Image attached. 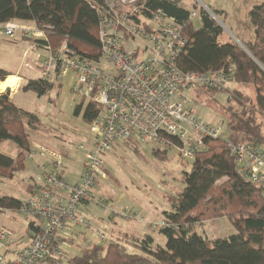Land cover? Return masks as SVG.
I'll return each instance as SVG.
<instances>
[{"label":"built area","instance_id":"1","mask_svg":"<svg viewBox=\"0 0 264 264\" xmlns=\"http://www.w3.org/2000/svg\"><path fill=\"white\" fill-rule=\"evenodd\" d=\"M97 15L100 44L98 62L76 57L66 40L56 46L48 43L46 30L34 22L0 23V34L44 41L45 54L39 61L42 78L55 82L73 74L72 101L77 97L91 100L98 112L89 124L91 138L85 143H69V150H84L83 171L77 183L62 175V155L38 142H30L28 158L40 155L47 159L34 177L33 192L20 208L0 207V216L16 219L24 214L33 227L26 239H14V233L0 226V264H69L60 238L69 224L89 222L78 217L77 208L94 202L96 178L105 167L101 154L118 142L153 143L158 150L175 149L181 159L192 161L195 151L203 148L204 137L224 138L218 127L201 121L193 111L190 91H223L232 81L234 68L211 73L183 72L176 65L187 44L181 26L163 11L144 14L143 0H84ZM197 15L194 9L190 18ZM36 46V45H35ZM88 146V147H87ZM242 175L264 189V151L260 145L229 142ZM112 210V206H110ZM129 218L128 215H126ZM28 224V223H27ZM100 241L106 235L96 231Z\"/></svg>","mask_w":264,"mask_h":264},{"label":"trees","instance_id":"2","mask_svg":"<svg viewBox=\"0 0 264 264\" xmlns=\"http://www.w3.org/2000/svg\"><path fill=\"white\" fill-rule=\"evenodd\" d=\"M142 2L144 14L161 10L180 24L187 40L184 52L176 59L180 70L211 73L232 66V81L250 85L254 96L238 88L224 89L229 91L224 107L228 131L224 138L204 137V146L195 151L190 169L182 172L183 188L164 196L171 205V210L163 211V224L159 228L165 236L164 246L155 245L150 235L142 238L123 235L91 244L76 255H67V261L69 264H264V189L242 175L228 149L229 142L261 145L264 141L255 117L264 114V0L248 13L255 37L243 44L247 52L234 41L221 42V26L201 6L193 4L201 21L196 28L190 18L192 10L182 7L180 0ZM13 20L43 27L52 46L66 40L80 60L99 61L97 15L84 0H0V23ZM43 42L34 44L41 47ZM9 74L0 67V81ZM53 85L54 82L42 77L27 81V88L38 96ZM2 91L0 143L13 141L17 153L12 157L0 152V182L25 168L31 139L29 129H37L40 120L35 112L17 106L8 91ZM246 105L248 109L240 112L239 108ZM97 112L91 100L77 98L73 102V114L80 115L86 125ZM125 143L136 147L135 141ZM160 151L152 149L156 158L165 160L167 151ZM23 201L0 195V207L6 209H18ZM219 217L231 221L235 231L229 236L208 239L192 231L195 223ZM32 227V222H28L27 230Z\"/></svg>","mask_w":264,"mask_h":264},{"label":"rangeland","instance_id":"3","mask_svg":"<svg viewBox=\"0 0 264 264\" xmlns=\"http://www.w3.org/2000/svg\"><path fill=\"white\" fill-rule=\"evenodd\" d=\"M262 1L180 0V5L193 10V4H196L208 10L222 28L219 40L234 41L247 52L243 44L253 41L255 37L248 13L254 5ZM192 21L196 28L200 27L201 21L198 15ZM44 54L45 51L41 47L35 46L33 40L22 37L19 31L15 32L13 37L0 34V67L21 76L16 91L14 89L12 100L17 106L35 112L40 119L37 129H29L30 137L36 140L34 142L59 153L67 151L75 156L77 164L74 169L78 172L81 170V160L85 151L69 150L68 145L85 143L89 136V128L80 115L73 114L71 85L74 75L71 73L63 75L54 82L47 93L40 96L27 88L29 79L42 77L39 61ZM227 87L229 90L238 88L254 96L250 85L231 81ZM198 90L201 93L196 91L188 93L192 99L194 114L201 121L227 133L224 107L227 105L229 91ZM7 91L11 95L12 91L10 89ZM37 106H43L42 110L37 109ZM248 107L249 105L242 106L239 111L245 112ZM255 117L264 135V114H255ZM135 146L132 148L123 142L116 144L109 152L101 154L105 174L102 178H96L93 195L95 198H101L104 206L101 207L94 202L78 206L76 214L83 220L90 221L92 230L89 232L83 224H80L78 233H71L68 230L63 234L64 240L61 246L68 256L76 255L81 249L88 247L89 241L98 242L97 230L105 233L107 240L121 236L116 230L119 227L129 228L130 221L136 226H143L147 230L146 235L153 238L155 245H165V236L159 232V228L163 224V211L171 210V205L164 196L176 194L183 188L181 175L183 171L190 169L191 161L181 159L175 149L167 150V158L160 160L152 153L153 143L135 141ZM260 147L264 151V141ZM0 152L13 157L17 153V146L11 140L3 141L0 143ZM35 156L42 160L44 158L40 155ZM32 174L29 160H26L24 170L17 172L11 179L0 182V195H10L25 200L29 194L28 178ZM115 198L117 199L113 202ZM110 206H114V211ZM115 212L117 214H114ZM15 217L14 220L0 216V226L11 229L14 239H26L28 236L26 227L30 219L21 213H15ZM192 231L208 239H214L227 237L235 230L227 217H219L195 223ZM127 247L129 251L132 250V247Z\"/></svg>","mask_w":264,"mask_h":264},{"label":"crops","instance_id":"4","mask_svg":"<svg viewBox=\"0 0 264 264\" xmlns=\"http://www.w3.org/2000/svg\"><path fill=\"white\" fill-rule=\"evenodd\" d=\"M17 22L21 23L22 21H17ZM8 73H10L9 76L4 80V82H8V84L2 90H5L6 88H9L12 91L10 96L13 97V95H14V93H15V91H16V89H17V87H18V85H19V83L21 81V76L18 73H16V72H8ZM0 82H3V81H0ZM14 89H15V91H14ZM196 92L197 93H201V92H199V90L196 91ZM42 108H43V106H37V109H39V110H42ZM87 126L89 128V125H87ZM90 138H91V134L89 132V136H87L86 140H88ZM34 141H36V140H33L32 138L30 139V142H34ZM122 143L123 142H118L117 144H122ZM76 151H80V150H76ZM60 153H61V155L63 157L62 175L68 181H70L72 183L79 182L80 176H81L82 171H83L84 155H83L82 160H81V170L76 172L75 169H74V166L77 164V159L75 158V156H73L72 154H69V152H67V151L60 152ZM167 154H168V152H166V156H167ZM26 160H29V167L31 168V170H33V174L28 178L29 182H27L28 183V187H29V194H28V196H29L33 192L35 175H37L41 171L42 165L46 164L48 161H47L46 158H43V160H42V159L38 158L37 156H35L33 158L26 157ZM26 160H25V168H26ZM116 199L117 198H115L113 200V202H115ZM86 204L87 203H85L83 206H85ZM112 211H114V206H112ZM114 214H117V213L115 212ZM88 222H89V225H90V228H91L90 221H88ZM130 224L131 225L129 226V228L119 227L116 230V232L118 234H120L121 236L126 235V236H128L130 238H142L143 236L146 235L147 230L143 226L142 227H140L141 225H137L136 226V224L134 222H132V221H130ZM80 227H81L80 225H76V224L73 225V223H70L69 224V228L65 232L70 230L71 233H78L79 232L78 230H79ZM26 229H27V227H26ZM88 231L91 232V230H88ZM133 233H135V234H133ZM63 234H62V236L60 238V242H62L64 240ZM97 238H98V236H97ZM94 243H101V241H100L99 238H98V242L89 241L88 246L91 245V244H94Z\"/></svg>","mask_w":264,"mask_h":264},{"label":"bare ground","instance_id":"5","mask_svg":"<svg viewBox=\"0 0 264 264\" xmlns=\"http://www.w3.org/2000/svg\"><path fill=\"white\" fill-rule=\"evenodd\" d=\"M8 84V82H0V90L4 89L6 87V85ZM6 89H9V88H6ZM6 89L4 91H6ZM2 91V92H4Z\"/></svg>","mask_w":264,"mask_h":264},{"label":"water","instance_id":"6","mask_svg":"<svg viewBox=\"0 0 264 264\" xmlns=\"http://www.w3.org/2000/svg\"><path fill=\"white\" fill-rule=\"evenodd\" d=\"M9 90V89H6V91ZM5 92V91H4Z\"/></svg>","mask_w":264,"mask_h":264}]
</instances>
